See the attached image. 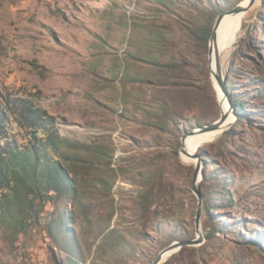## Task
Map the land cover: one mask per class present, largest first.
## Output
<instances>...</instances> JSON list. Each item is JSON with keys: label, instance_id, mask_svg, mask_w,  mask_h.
<instances>
[{"label": "rangeland", "instance_id": "obj_1", "mask_svg": "<svg viewBox=\"0 0 264 264\" xmlns=\"http://www.w3.org/2000/svg\"><path fill=\"white\" fill-rule=\"evenodd\" d=\"M240 1L0 0V101L53 115L78 180L37 227L0 230V264H149L196 237L181 137L220 115L210 34ZM240 31L219 57L236 118L197 151L204 239L160 264H264V0Z\"/></svg>", "mask_w": 264, "mask_h": 264}, {"label": "trees", "instance_id": "obj_2", "mask_svg": "<svg viewBox=\"0 0 264 264\" xmlns=\"http://www.w3.org/2000/svg\"><path fill=\"white\" fill-rule=\"evenodd\" d=\"M10 124L22 130L23 140ZM76 149L59 133L53 115L35 102L0 101V230L7 237L26 234L48 214V204L56 211L75 195L78 180L70 163Z\"/></svg>", "mask_w": 264, "mask_h": 264}, {"label": "water", "instance_id": "obj_3", "mask_svg": "<svg viewBox=\"0 0 264 264\" xmlns=\"http://www.w3.org/2000/svg\"><path fill=\"white\" fill-rule=\"evenodd\" d=\"M255 0H248L245 5L237 4L236 6L221 11L214 22L211 34H210V42L213 41L216 37V30L221 22V19L223 18L224 14L229 12H239V11H248L249 8L253 5ZM210 51V49H209ZM217 60V71L214 73V76L217 80V83L222 90L223 94L226 97V100L228 101V107L226 109L221 108L220 115L218 118L213 120L212 122L197 126L196 128H193L191 130L186 131L182 137H181V146L180 151L185 153L187 156L195 158L196 164H195V172L193 177V190L196 193L198 197V206H197V212L195 215V225H196V237L192 239H186V240H180V241H174L168 246L164 247L158 254L155 256V258L149 263V264H160L163 260H165L168 256L172 255L175 252H178L181 250L182 247L185 246H195L200 244L203 239L204 235L201 229V215H202V194L200 192L198 183L200 179L203 176V171L201 167V154H199L197 151L199 147L193 152L187 150L184 147V141L188 135L194 134V133H201L206 131H215V130H225L227 129L233 122L229 120L230 114L235 116L236 118V112H235V106L232 104L231 99L229 98V95L227 94V90L225 87V77L222 74L221 66H220V59L219 56L216 57Z\"/></svg>", "mask_w": 264, "mask_h": 264}, {"label": "bare ground", "instance_id": "obj_4", "mask_svg": "<svg viewBox=\"0 0 264 264\" xmlns=\"http://www.w3.org/2000/svg\"><path fill=\"white\" fill-rule=\"evenodd\" d=\"M247 1L248 0H241L239 4L245 5ZM246 15H247V11L229 12L224 14L216 30V37L213 41L210 42L209 66L212 73L211 74L212 81L216 89L218 98L221 102L220 107L222 109H226L228 107V101L226 100V97L223 94L222 90L220 89L217 80L214 76V73L217 71L216 57L219 56L222 57L223 59L225 58V56L228 53V46L231 45L235 41L236 37L241 33L240 31L241 20ZM234 118L235 116L230 114L229 120L233 122ZM222 131L223 130L206 131V132L194 133L188 135L184 141V147L187 150L193 152L197 149V147H200L202 144L208 141H212ZM184 155L186 154L184 153ZM193 160H195L196 163L195 158H191L190 160H186V161H193Z\"/></svg>", "mask_w": 264, "mask_h": 264}]
</instances>
